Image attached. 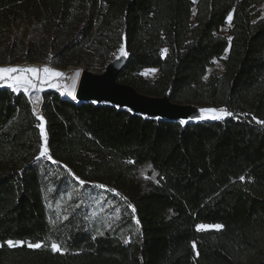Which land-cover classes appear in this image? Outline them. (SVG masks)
I'll return each mask as SVG.
<instances>
[{
  "label": "trees",
  "instance_id": "16d2710c",
  "mask_svg": "<svg viewBox=\"0 0 264 264\" xmlns=\"http://www.w3.org/2000/svg\"><path fill=\"white\" fill-rule=\"evenodd\" d=\"M123 45L121 83L233 115L182 124L46 90L41 159L33 104L0 85V264H264V0H0V65L102 73ZM66 175L107 192L122 226L52 221L49 187Z\"/></svg>",
  "mask_w": 264,
  "mask_h": 264
},
{
  "label": "rangeland",
  "instance_id": "374dc122",
  "mask_svg": "<svg viewBox=\"0 0 264 264\" xmlns=\"http://www.w3.org/2000/svg\"><path fill=\"white\" fill-rule=\"evenodd\" d=\"M194 2V0H193ZM197 2L195 0L194 4ZM193 8V19L192 23L195 22L194 20V14L196 12L195 5ZM229 22V21H228ZM231 22H229V25L227 27H224L222 30L223 34L229 33ZM125 49V46H121L117 49L114 55H116V59L121 55L120 49ZM165 54V52H163ZM7 67H17V68H29V67H37L41 70L44 67H49L55 71H60L64 73L63 77H56V78H49V83H41L40 80H33L34 83L37 85V89H30L28 92H25L23 90V87L19 88L18 92H24L29 97L31 103L33 104V108L35 109V113L38 117L42 116L41 114V106H42V95L43 92L46 90H55L59 91L64 97H67L64 93L63 86L68 85L69 80L72 77V72H70L67 68H56L52 65H47L40 62L35 63H16L12 65H0V68H7ZM82 67V66H78ZM84 68V67H82ZM209 72L211 71H218L219 73H222L224 67L222 61H216L211 67H209ZM95 73H100L96 71L95 69H92ZM143 76L147 78L148 80H154L158 74V69H148L143 71ZM15 75V74H13ZM40 78L43 79V72L39 74ZM70 78V79H69ZM12 81L10 80H0V85H5L1 87H9V84H11ZM52 84H55L56 86H51ZM13 89V88H12ZM39 101H38V99ZM203 109H223V108H203ZM226 110V109H225ZM227 111V110H226ZM39 112V113H38ZM205 114H203V117ZM208 120H212L210 118H206ZM41 125H43V146L45 144V138H46V144H47V133L45 128L44 119L41 120ZM43 148V147H42ZM49 155V150H48ZM41 159L47 158L41 157ZM46 207L49 211V215L52 219V221H62L67 220L69 218H75V219H82L84 223L88 224V227L91 231H93L95 234H104L107 231H115L118 228H120L123 224V218H124V210L122 207L117 205L109 196L107 192H104L101 188L91 185L87 186L84 183H80V181L76 178H73L69 175H66L64 182L61 184H55L52 183L49 187V192L46 198ZM213 230V229H208Z\"/></svg>",
  "mask_w": 264,
  "mask_h": 264
},
{
  "label": "water",
  "instance_id": "95a60500",
  "mask_svg": "<svg viewBox=\"0 0 264 264\" xmlns=\"http://www.w3.org/2000/svg\"><path fill=\"white\" fill-rule=\"evenodd\" d=\"M128 59V55L114 59L106 65L102 73L75 65L69 66L70 72L78 68L81 70L76 97L69 99L77 102H95L99 105L109 103L149 118L189 122L203 119L202 106L177 104L172 101L169 93L163 97L148 96L131 85L121 83L118 77L124 71Z\"/></svg>",
  "mask_w": 264,
  "mask_h": 264
},
{
  "label": "snow or ice",
  "instance_id": "6c2138e0",
  "mask_svg": "<svg viewBox=\"0 0 264 264\" xmlns=\"http://www.w3.org/2000/svg\"><path fill=\"white\" fill-rule=\"evenodd\" d=\"M195 2V0H194ZM232 19L231 15L228 16V21L230 22ZM231 38H229L230 40ZM163 52H167V49H164ZM120 53L122 56H127V52L122 47L120 49ZM43 72V79L40 78V73ZM15 74V75H13ZM76 75H79L77 73ZM64 73L60 71H55L49 67H44L42 70L37 67H29V68H17V67H7V68H0V80H10L12 81L11 84H9V87H12L13 90H18L19 88L23 87V90L25 92H28L30 89H37L36 83L33 82V80H40L41 83H49V78H56V77H63ZM51 86L55 87V84H52ZM39 90V89H37ZM38 99V97H37ZM35 111V109H34ZM201 112L205 114L202 118H210L212 120H221L224 119L226 116H232L233 113L226 111L225 109H202ZM40 120H43V117H39ZM181 123H186V121H181ZM257 123L264 124V121H257ZM41 133L43 132V125H40ZM41 157H47L48 159H52L50 155H48V148L46 144V138H45V144L42 148V151L40 152ZM243 180L244 177H241ZM80 183H84L83 181H80ZM137 224H139V221L137 220ZM223 228V225L221 224H215V225H206V224H199L197 225V230H208V229H216L220 230ZM128 240H125V243H127ZM27 244L29 248L33 249H40L41 247L45 246L42 242H26V241H12L7 240L4 242L7 246L15 247L18 245ZM3 245L0 244V247ZM51 250L55 252H61L63 249L61 248V245L57 243L55 240H52L50 242ZM193 248H195V243H193ZM198 255V253H197Z\"/></svg>",
  "mask_w": 264,
  "mask_h": 264
},
{
  "label": "bare ground",
  "instance_id": "6f19581e",
  "mask_svg": "<svg viewBox=\"0 0 264 264\" xmlns=\"http://www.w3.org/2000/svg\"><path fill=\"white\" fill-rule=\"evenodd\" d=\"M77 73H79V75H76ZM80 75H81L80 68L74 69L72 71L71 79L69 78L70 80H69L68 85L63 86V90H64V93L66 94L67 98L74 99L76 97V92H77L76 86L78 84ZM38 101H39V99H38Z\"/></svg>",
  "mask_w": 264,
  "mask_h": 264
}]
</instances>
